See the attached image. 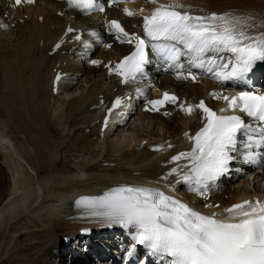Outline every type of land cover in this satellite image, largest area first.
I'll return each instance as SVG.
<instances>
[{"label":"bare ground","instance_id":"6f19581e","mask_svg":"<svg viewBox=\"0 0 264 264\" xmlns=\"http://www.w3.org/2000/svg\"><path fill=\"white\" fill-rule=\"evenodd\" d=\"M167 2L172 3L173 0ZM179 3L183 4L185 9L204 12L205 15L210 12L229 13L252 17L255 24L264 22V0H179ZM138 4L139 2L132 0L122 6L118 14L127 17L126 24L129 27H134ZM60 7L61 4L53 0H40L35 6L26 8V12L31 13L29 19L0 33V146L5 152L2 154L0 151V162L7 163V167L11 169L20 161L24 168L18 166L19 170H14L13 181L0 199V264H56L57 259H53L60 257L64 249L62 237L71 238L82 227H91L97 232L95 234H102L111 239L106 243L115 245L118 254L124 256L125 264L130 257L128 253L132 251L128 243V232L121 229L115 234H103L109 224L101 217L89 215L87 209L78 207L76 203L83 197H100L116 188L163 186L165 191L200 206L209 202L213 205L216 201L230 204L241 198L264 194L263 149H254L260 153L257 163H246L243 159L244 149L241 147L237 152L239 154H236L235 164L246 169L251 179L242 180L236 189L231 180L214 183L211 186L213 197L208 200L202 201L199 198L193 201L186 187L176 182L175 175L167 180L162 179L175 166L169 163L170 158L179 152L190 150V144H183L182 134L187 130L188 124L195 121V117L185 116L179 104L197 100L208 89H227L236 86L240 81H217L212 73L207 71V65H191L190 56L187 54L182 55L183 64L188 63L196 72L203 73L195 83L177 78L181 70L157 53V64L161 65L163 70L156 69V72L151 73V77L156 75L154 84L159 79L156 86H153V94L160 88H171L180 92V102L176 107L180 113L175 110L169 118L139 113L133 120H137L140 130L142 123L150 127V130L143 131L149 133L139 136L129 129L124 131L123 128L128 123L123 120L117 126L119 133L108 143L109 147L104 146L105 140L114 134L116 128H108L101 139L97 138L94 125L98 111L97 98L99 94L106 95L116 83L113 78H106L101 68L88 66L87 57L109 58L125 52V47L114 45L106 49L102 46L99 51L101 45L109 41L110 28L98 18L79 16L80 24H85V34L90 37H86L85 43L71 46L76 58L69 60L66 70H72V75L82 73L91 84L88 87L83 86L78 97L73 96L65 102L62 101L64 107L61 108L57 95L50 91L48 74L57 62L65 59V56L59 54L48 55V44L60 33L56 27H63L66 23L63 17L57 15V9ZM125 8L134 15L127 16ZM4 12L5 0H0V15ZM15 14H21L20 10L15 11ZM39 16H42L41 21ZM13 21L14 19H11L9 23ZM260 31H264V27L249 29L251 34ZM99 34L104 37L103 40L93 41V36ZM207 55L215 56L217 63L231 57L230 53ZM68 79L65 84L60 85L59 91L65 89ZM144 86L143 80H140L138 85L129 89L138 88L145 93L147 91ZM196 128L197 125L193 131ZM166 138H169L168 142L164 141ZM143 139H146L147 143L139 146L138 142ZM169 144L172 145L171 148L168 147ZM161 145V150H154ZM256 167L262 168L258 171ZM3 170V165L0 164V173L4 172ZM169 183L177 184V188L174 191H170L169 187L165 188L164 184ZM219 189L227 194L226 198ZM207 209L219 210L220 207ZM111 226L117 228L120 225ZM113 237H117L119 243ZM63 252V259L60 261L59 258L58 264H65V250ZM138 255L139 252L135 251L129 263L133 264ZM95 257L98 258V264L118 263L115 257L101 254H96ZM74 258L66 263L89 262V258L77 257L76 261ZM143 259L144 254L137 264H141ZM143 264L155 263L151 260Z\"/></svg>","mask_w":264,"mask_h":264},{"label":"snow or ice","instance_id":"6c2138e0","mask_svg":"<svg viewBox=\"0 0 264 264\" xmlns=\"http://www.w3.org/2000/svg\"><path fill=\"white\" fill-rule=\"evenodd\" d=\"M34 2L13 0V6ZM119 2L107 0L108 6ZM149 2L158 6L150 15L143 16L144 37L128 33L115 19L108 22L117 41L135 42V50L124 56L114 69H109L121 76L123 83L134 81L143 74L144 66L149 63L146 51L149 41L175 42L171 45L152 43L151 48L180 70L183 65L178 61L187 54L191 65H207V71L220 82L242 78L253 70L257 62H264V31L249 32V29L264 27V22L255 24L252 17L229 13L192 15L179 10L185 7L179 0L169 4H158V0ZM67 3L81 12L105 11V4L99 0H67ZM124 12L129 17L134 15L127 8ZM0 27L7 25L0 24ZM67 31L74 30L69 27ZM176 44L182 45L185 51ZM59 46L56 45L57 48ZM209 53H230L231 57L217 63L215 56L208 57ZM91 63L97 64L98 61ZM177 78L196 80L191 72L185 75L182 71L178 72ZM210 95L226 102L227 107L221 108L220 113L238 110L255 123L246 122L241 115L218 114L204 100L197 104H179L180 110L189 115L199 110L203 126L194 135L184 134L192 141V148L170 158L169 163L175 166L162 179L175 175L177 183L187 185L205 198L210 185L229 171L230 163L236 159L234 153L242 147L244 161L257 163L260 153L254 149L264 147V95L246 91L236 95L216 92ZM178 99L164 92L162 99L148 101L151 108L147 110L159 111L158 106L166 102L176 104ZM120 104L121 99L117 98L108 114ZM107 123L108 116H105V127ZM162 148L161 145L154 150ZM181 161L186 163L181 164ZM76 203L78 207L87 209L89 215L101 217L109 225L119 224L133 230L135 243L129 256L134 254L138 244L147 249L149 255L166 261V264H264V200L259 198L243 200L224 209L223 213L212 215L202 214L158 188L145 186L120 187L100 197H83ZM205 207L219 205L206 204Z\"/></svg>","mask_w":264,"mask_h":264},{"label":"rangeland","instance_id":"374dc122","mask_svg":"<svg viewBox=\"0 0 264 264\" xmlns=\"http://www.w3.org/2000/svg\"><path fill=\"white\" fill-rule=\"evenodd\" d=\"M103 47L101 46V48H99L98 50L100 51L101 49H102ZM77 74V73H76ZM75 74V75H76ZM80 84H82V85H80ZM91 84V81H87L86 80V77L84 78V80H83V76H81L79 79H78V83H75L73 86L74 87H71V89L69 90V91H72V90H76V88H78V90H76L77 92H78V94H76V95H74V97H78L79 95H80V92L82 91V89L84 88V87H88L89 85ZM84 86V87H83ZM66 89V88H65ZM75 91V92H76ZM57 95H60V91H59V94H57ZM73 97V96H72ZM71 98V97H70ZM69 98V99H70ZM57 99H59L58 97H57ZM66 99V100H65ZM65 99H63V100H58V105L60 104L61 105V108H63L64 107V102L65 101H67L68 100V98H65ZM62 101H64V102H62ZM144 123H145V121H144ZM124 129V131L126 130V129H129V130H131L135 135H139V136H141V135H146L147 133H149V132H143V131H145V130H150V127H148V126H146V124H143L142 123V128H141V130H140V126H137V124L136 123H133L131 126H125V128H123ZM128 130V131H129ZM119 133V130H117V132L116 133H114V135H116V134H118ZM124 134L125 133H127V132H123ZM114 135L111 137V139L110 138H107L106 140H105V142H104V146H108L109 147V145L110 144H108V143H110L111 141H112V139H113V137H114ZM0 151H1V153L2 152H4L3 151V149H1V146H0ZM5 153V152H4ZM4 153H2V154H4ZM10 157H11V155H10ZM12 159H13V157H12ZM2 162V161H1ZM0 162V164L1 165H3V171L4 172H2V173H0V199L2 198V193H4L5 194V191L6 190H8V185L10 184L11 185V183H12V181H13V174H14V170H19L18 169V166L19 167H21L22 169H24L23 168V164H21V162L19 161H17L16 162V164H14V167L13 168H9V167H7V163H6V166L3 164V163H1ZM7 162V161H6ZM15 163V162H14ZM22 165V166H21ZM16 167H17V169H16ZM6 168H7V171H6ZM8 168H9V170H8ZM20 168V169H21ZM21 169V170H22ZM243 170H245L244 168H243ZM29 172V171H28ZM16 175V174H15ZM234 176H236V175H234ZM239 178H241V179H243V180H246V179H248L249 178V175L248 174H246V171L245 172H243V174L242 175H240V176H238ZM11 178H12V180H11ZM237 179V182H241V179ZM4 196V195H3ZM97 238V240H101V241H103V244L108 248V249H110V250H113V248H112V246H108L107 244H105V240H102L101 238H99V237H96ZM22 241V240H21ZM60 242H61V240H60ZM24 243H23V241H22V245H23ZM62 249H63V246H62ZM64 251V249L62 250V252H61V254H60V257H58V258H54L53 259V261L55 260V259H59L60 258V261L63 259V254L62 253H64L63 252ZM112 256H116L115 255V253H112ZM111 256V257H112ZM65 258H66V260H68V256L65 254ZM65 258H64V260H63V262L65 261V263H66V260H65ZM74 260L76 261V260H78V258L77 257H75L74 258ZM58 261V260H57ZM122 261H123V257H121V258H119V264H121L122 263ZM67 264V263H66ZM91 264H96V263H91Z\"/></svg>","mask_w":264,"mask_h":264}]
</instances>
